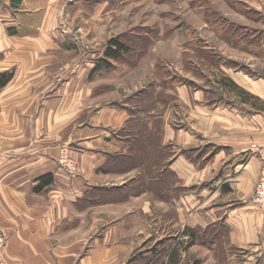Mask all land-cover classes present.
Masks as SVG:
<instances>
[{"label":"crops","instance_id":"0c3cea01","mask_svg":"<svg viewBox=\"0 0 264 264\" xmlns=\"http://www.w3.org/2000/svg\"><path fill=\"white\" fill-rule=\"evenodd\" d=\"M64 1L0 0V72L14 70L0 90V230L7 236L0 264H126L134 232L155 214L159 230L149 235L154 240L150 254L164 247L170 252L179 242L184 245L180 254L199 245L213 253L211 244L226 228V241L264 260V206L252 203L261 170L257 149L264 147V71L253 68L248 74L228 66L217 46L224 43L264 59V5L262 19L244 14L248 22L232 20L231 30L225 27L230 19L209 16L195 1L199 24L183 22L185 49L210 62L217 82L210 89L188 74L158 75L147 80L153 84L145 92L147 84L134 75L154 48L135 65L109 59L114 68L96 70L107 44L81 48L79 33L62 23ZM91 1H69L67 13L98 25L89 35L94 38L110 37L111 16L121 20L140 0L120 5L99 0L94 10L88 7ZM158 29L159 36L168 34L167 27ZM180 31L174 27L169 33ZM70 52L79 57L56 82L64 57L70 56L64 53ZM186 63L190 69L191 59ZM122 89L129 93L112 98ZM160 93L171 96L167 103ZM135 98L151 106L141 115L162 119L161 143L172 145L163 149L168 155L152 159L160 163L152 169L155 174L165 163L171 173L162 181L151 178L149 189L143 188L144 169L134 159L139 150L129 108ZM173 99L182 105L180 126L170 108ZM149 129H154L151 120ZM62 147L71 149L76 174L58 163ZM48 175L52 183L38 189ZM186 230L194 231L190 246Z\"/></svg>","mask_w":264,"mask_h":264},{"label":"rangeland","instance_id":"374dc122","mask_svg":"<svg viewBox=\"0 0 264 264\" xmlns=\"http://www.w3.org/2000/svg\"><path fill=\"white\" fill-rule=\"evenodd\" d=\"M65 1L62 2L59 6L60 8L62 7V5L64 6L61 12H59L60 16L63 17L62 23H69L72 27L75 28V30L77 31V33H79L81 37L80 45L81 48H84V50H93L94 46H97L99 43L103 44L104 42H106V44H108L109 39L118 37L120 35H125V42L127 44H133L138 49H140L141 46L146 45V43L150 41L149 43L151 44L149 50L151 48L154 49L147 63L143 67L142 71H139L134 75L135 78L140 79L141 81L145 82L144 84H147V82H149L147 81L148 79H155L158 75H161L163 78L168 77L169 74H171L173 77L177 76L182 78L184 74H188L191 75L192 78L200 80L201 83L199 84L203 86H209L210 89L213 88V81L217 82L219 78L216 74L217 71L212 68L211 64H209L210 62L201 61L198 55L194 54L193 56L191 55V53H189V51L185 49L186 44L181 28L183 22L187 19L199 24L198 15H196L195 13L199 9V6H197L199 4L195 6V1L201 3V8L205 6V9L208 14H211L209 16H213L215 18L216 14H222L223 17L226 16L228 19H230V21L225 19V21L229 23V25L225 27H228L231 30L234 28L235 25L231 23L232 20L239 22V25H241L243 22H248L244 14L254 16L257 19H262L261 17H263L262 10L264 5L261 1L257 0L253 2L250 1V3L248 4L244 2H237L236 0H205L206 5H202V2L204 0H140L138 1V3H136V6H131L126 11V14L124 16H121V20H119V18L115 16H111L110 37H107L103 34L102 36H100L99 34L94 38H90V33L98 25L86 21L85 18H82V15L79 16L81 18H79L78 15H73L72 11L70 13H67L68 8H70V2H73V0H67V2ZM67 16L68 19L66 18ZM254 25L259 26L257 24ZM160 26L167 27V35L159 36L157 34L159 30L158 28ZM92 27L94 28L92 29ZM174 27L179 28V30L181 31L178 34L172 35L169 32L173 31ZM131 28L134 29L131 30ZM235 28H237V30L242 33L245 32L244 27L236 25ZM131 32L134 33L133 36H131ZM207 36L210 37V39H213L210 33H208ZM217 46L219 54L223 57V62L226 61L228 66L238 68L248 74L253 73L251 70L253 68L258 69L263 73L264 59L261 56H253V54L246 50H237L234 48H229L224 43L222 44L220 42H217ZM136 52V49L132 50V55L136 54ZM212 52L210 54H212L211 56L213 58L214 55ZM64 54L70 56L64 57V63L59 68L56 77V82H60L63 80L66 70L69 69L79 57V52H70ZM188 58L191 59L190 69L186 68V60ZM186 70L187 72L189 70L190 74L186 73ZM177 77L176 81H174L175 83H178L180 81ZM158 80L159 83H162L161 78H158ZM131 81L132 79L129 80V82ZM174 82L171 81V84H173ZM151 83L152 81H150L149 84L142 88V90H145V92H147ZM126 93L129 92L123 91L122 89L119 93L112 96V98H119L120 96H123ZM131 96L135 95H129L127 98L129 99ZM136 97H138V95H136ZM170 108H173L174 112H176L175 121L176 124L180 126L182 124V105L180 100H171ZM71 152L72 151L70 149V153ZM71 156L73 157V159H75L72 153ZM78 171L79 166L77 163V172ZM111 193L112 191H109L106 196L112 195ZM155 217L156 214L153 215L151 218H145L142 221V228H138V230L134 232V236H136V238H134V244L132 243L130 245L128 249V254H126V264L163 263V259L165 258L164 254L163 257H161L162 263L158 261L159 259H157V261L155 259L157 257L156 255L160 256L159 254H150V250L154 245V240L149 235L153 234L156 230H159V225H156V221L153 220V218ZM206 230L211 231L212 229L210 227ZM140 231L143 232V235H140ZM219 231H221V240H219V242L216 244H214V242L213 244H211V246L216 247L213 253L208 252L206 250L207 248H201L200 245L193 246L186 253L181 254L180 261L178 264H194L198 260L201 262V264L264 263V260L262 259V256L260 254H248L246 248L237 247L231 244L230 242L226 241L227 231L224 228H220ZM207 233L211 236V232ZM145 252L149 254H143ZM140 253L142 254V257L147 258V260L140 258L137 259ZM248 257H251L249 262L247 260Z\"/></svg>","mask_w":264,"mask_h":264},{"label":"trees","instance_id":"16d2710c","mask_svg":"<svg viewBox=\"0 0 264 264\" xmlns=\"http://www.w3.org/2000/svg\"><path fill=\"white\" fill-rule=\"evenodd\" d=\"M100 1H103V0H100ZM100 1L93 0L91 2H88L87 4H88L89 9L94 10ZM106 1H110L111 4H114V5H120L121 3H123L124 0H106ZM131 36H133V34H131ZM124 38H125V35H120L118 37L109 39L107 47L104 51V58L102 57L97 60V64L95 67L96 70L101 69L102 66H106L109 69L114 68L112 62L109 61V59H115L119 62L130 63V64L135 65L148 52L150 48V44H151L149 43L150 41L147 42L149 44L146 43V45L141 46V48L138 49L133 44H127ZM134 49H136L137 52L136 54L132 55V50ZM13 77H14V70L0 72V90L3 89L13 79ZM159 97H163V101L167 103L171 96L166 95L165 93L164 94L160 93ZM129 100L131 101V98ZM139 101H140V98L132 99L133 108L132 106L129 108L131 115L134 116V120L132 119L130 123L134 124L136 127V131L134 130L131 133L136 139V142H134V144L136 145V147H138L137 151L139 150L138 154H136L134 158L136 160L135 164L138 167H142L144 169V173H143L144 177L142 179V186L144 189H149L151 185V181H152L151 178L155 177L159 179V181H162V180H165V177L171 173V171L168 168H166L168 166V163H165L164 165L166 167L163 168V172L162 173L160 172L162 171L160 168L159 172L155 174L154 173L155 170L152 171V169L154 167H160V163L157 161H152V159H156V157L161 156L162 154L168 155V151L164 153L163 149H168V148L171 149L172 145H168V146L162 145L161 143V133H162V123H163L162 119L158 118L159 116H157L156 114L147 116V113H146L145 116L141 115L140 111L142 113L149 112L150 111L149 108H151V106H148L149 104H146V103L140 104L141 102ZM150 120L153 123V128H154L153 130L149 129ZM141 127L143 128L142 130H141ZM141 137L142 138L144 137V138L141 139ZM122 159H128V157H124ZM53 179L54 177L50 175L41 178L40 179L41 183L38 189H41L43 185H49L50 183H52ZM224 229L228 231L226 228ZM209 230H206V232H208ZM185 232L187 233L189 232L190 234L191 240L187 244V246H190L194 242V238H195L194 231L186 230ZM182 246H184L183 243L179 242L178 245L176 247H173L170 252L166 250L165 247L161 249H156L157 250L156 254L160 255V256L156 255L157 256L155 258L156 261L157 259H159L158 261L162 263L161 257H163V254H164L165 258L163 259L162 264H178L180 261V257H181L179 250ZM139 258L147 260V258L142 257L141 253L137 259ZM194 264H201V262L198 260Z\"/></svg>","mask_w":264,"mask_h":264},{"label":"built area","instance_id":"2783aa9c","mask_svg":"<svg viewBox=\"0 0 264 264\" xmlns=\"http://www.w3.org/2000/svg\"><path fill=\"white\" fill-rule=\"evenodd\" d=\"M257 151L261 160V170L259 178L255 184L252 203L257 206H264V147L258 148ZM58 163L71 174H75L77 172V162L71 156L70 149L68 147H62L60 150ZM6 243L7 236L2 230H0V252L4 249Z\"/></svg>","mask_w":264,"mask_h":264}]
</instances>
